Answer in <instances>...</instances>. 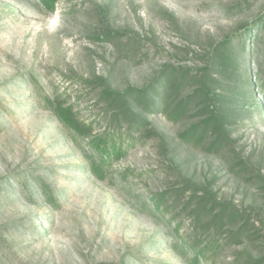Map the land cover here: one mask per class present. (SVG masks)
Segmentation results:
<instances>
[{
  "label": "rangeland",
  "instance_id": "obj_1",
  "mask_svg": "<svg viewBox=\"0 0 264 264\" xmlns=\"http://www.w3.org/2000/svg\"><path fill=\"white\" fill-rule=\"evenodd\" d=\"M262 18L264 0H58L53 12L0 0V264H188L173 229L179 222L178 234H188L204 193L243 213L250 230L235 243L224 222L207 264H264ZM243 30L245 80L216 76L210 85L230 139L223 152L179 138L200 121L196 103L171 121L130 102L142 121L132 141L126 119L112 131L119 107L105 90L156 89L167 66L200 71L215 45ZM60 107L89 138L65 128ZM111 133L122 155L100 177L82 170L97 160L89 139ZM165 191L189 209L169 199L168 213L155 210L150 197Z\"/></svg>",
  "mask_w": 264,
  "mask_h": 264
},
{
  "label": "trees",
  "instance_id": "obj_2",
  "mask_svg": "<svg viewBox=\"0 0 264 264\" xmlns=\"http://www.w3.org/2000/svg\"><path fill=\"white\" fill-rule=\"evenodd\" d=\"M34 1L43 10L53 12L58 0ZM258 26L264 27V18L256 25V28ZM247 33V30H243L234 40L227 37L215 45L209 54V62L200 71L180 66L164 67L160 79L157 81L156 89L150 87V90L129 91L125 94L105 90L103 92L104 99L109 107H119V111L110 120L112 131H115V126L119 124L121 119H124V121L126 119L129 132L127 133L128 140L132 141L130 131L135 130L134 126H141L142 121L140 122L135 118V115L131 112L130 102H134L144 110L160 112L171 121H177L187 115L196 103L193 109L198 110L200 121L180 134L179 138L186 143L201 145L210 153L223 152L230 143V139L226 134L224 118L220 114L218 102L214 99L216 95L212 92L210 85L213 82L216 83L218 77L231 80L235 85L242 84L245 80L246 69L241 55L248 48L246 43ZM254 39H252V43H254ZM249 81L248 83L252 87V83ZM185 89L191 90V92L181 97L180 95L186 91ZM242 97L244 96L242 95ZM56 113L65 128L73 132L76 137L89 138L87 136L88 128L72 118L69 108L60 107ZM112 133L89 139L88 146L97 154V160H90L88 168L82 167V170L93 173L95 177H100L103 175L102 166L107 161L117 159L122 155L121 147L116 144V141H121V136ZM19 186L26 190L23 183L20 182ZM43 197L49 204L54 201L53 196L48 192H44ZM178 197L179 195L174 194V191H165L151 196L150 201L155 210L164 213H168V207L165 208V205L169 199H171V204L181 205L183 211L189 209L190 202L181 203ZM209 198L206 193L196 198L197 200L191 208L188 218V234L182 236L178 234L179 222H176L177 224L173 229L175 232L174 238L180 244L188 264H207L212 260L208 259V256L222 247L218 234L224 222L235 229L230 238L231 241L239 243V241L248 239L250 236L249 220L245 218L243 213L230 211ZM204 219H208V222Z\"/></svg>",
  "mask_w": 264,
  "mask_h": 264
}]
</instances>
